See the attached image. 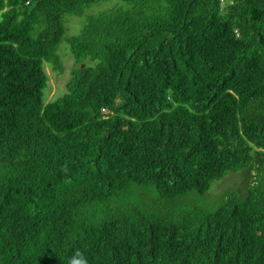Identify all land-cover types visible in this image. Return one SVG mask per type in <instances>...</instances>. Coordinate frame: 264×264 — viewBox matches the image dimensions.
<instances>
[{
  "label": "trees",
  "instance_id": "1",
  "mask_svg": "<svg viewBox=\"0 0 264 264\" xmlns=\"http://www.w3.org/2000/svg\"><path fill=\"white\" fill-rule=\"evenodd\" d=\"M226 1L0 0V264H264V0Z\"/></svg>",
  "mask_w": 264,
  "mask_h": 264
},
{
  "label": "rangeland",
  "instance_id": "2",
  "mask_svg": "<svg viewBox=\"0 0 264 264\" xmlns=\"http://www.w3.org/2000/svg\"><path fill=\"white\" fill-rule=\"evenodd\" d=\"M82 24V20L79 21L75 17H70L67 22L69 33H78L81 30ZM60 54L62 56L64 65L63 73L60 74L52 67L46 65V71L49 75L48 86L45 91L46 101L55 99L67 92V85L72 76V72L77 66L80 65L68 45H63ZM236 175L237 174H234V176H232V174H229L225 178L214 182L212 190L210 191V195H213V198L208 197L207 199V197L205 198L204 196L195 195L192 196L191 199H188V201L190 203H193V205H198L200 208H202V205L210 206L211 201L209 202L208 200H213L216 197H220L223 195L229 197L235 194H241L238 189L243 188V186L247 182V178L243 177V173L239 174L238 176Z\"/></svg>",
  "mask_w": 264,
  "mask_h": 264
},
{
  "label": "clouds",
  "instance_id": "3",
  "mask_svg": "<svg viewBox=\"0 0 264 264\" xmlns=\"http://www.w3.org/2000/svg\"><path fill=\"white\" fill-rule=\"evenodd\" d=\"M69 264H87V259L79 250H77L70 258Z\"/></svg>",
  "mask_w": 264,
  "mask_h": 264
},
{
  "label": "built area",
  "instance_id": "4",
  "mask_svg": "<svg viewBox=\"0 0 264 264\" xmlns=\"http://www.w3.org/2000/svg\"><path fill=\"white\" fill-rule=\"evenodd\" d=\"M35 0H24L25 5H30L32 4V2H34ZM227 1L226 0H222V3L225 4Z\"/></svg>",
  "mask_w": 264,
  "mask_h": 264
}]
</instances>
